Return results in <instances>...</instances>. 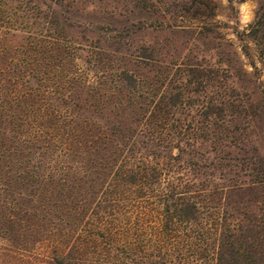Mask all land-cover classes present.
Wrapping results in <instances>:
<instances>
[{
  "label": "trees",
  "instance_id": "16d2710c",
  "mask_svg": "<svg viewBox=\"0 0 264 264\" xmlns=\"http://www.w3.org/2000/svg\"><path fill=\"white\" fill-rule=\"evenodd\" d=\"M87 2L56 0L47 34L1 30L0 264H264L259 77L134 30L89 43ZM244 35L262 76L264 0Z\"/></svg>",
  "mask_w": 264,
  "mask_h": 264
},
{
  "label": "rangeland",
  "instance_id": "374dc122",
  "mask_svg": "<svg viewBox=\"0 0 264 264\" xmlns=\"http://www.w3.org/2000/svg\"><path fill=\"white\" fill-rule=\"evenodd\" d=\"M55 1L30 0L26 8L11 0L0 3V39L1 30H7L6 27H19L20 30H28L34 34L58 30L50 24L52 12H61V7ZM152 1L157 7L148 11L134 7L130 0H88L85 3L87 11L83 13V17L77 18L79 27L75 30H94V34L88 35V41L90 43L93 40L95 43L98 40L100 45L107 43L106 34H115L109 31L134 30V45L157 43L159 46H169L179 54L178 62L189 51L193 56L199 54L198 60L206 65L221 66L226 59H233L238 65L245 64L244 68L248 72H255V77H259V90H264V75L261 76L260 72L262 64L254 45L250 44V47L257 71L249 65L251 58L248 59L243 53L246 45L244 33L255 21L258 0H213V10L209 11V16L197 19H193L192 14L184 10L189 0ZM81 6L84 7V4ZM198 30H206L209 34L199 38L196 34ZM77 36L75 37L80 38ZM259 90L256 93L251 90L243 92L260 99ZM256 126V143L264 154V114Z\"/></svg>",
  "mask_w": 264,
  "mask_h": 264
}]
</instances>
